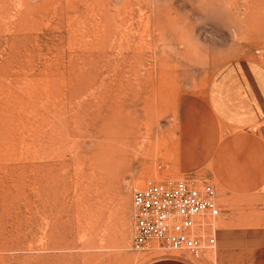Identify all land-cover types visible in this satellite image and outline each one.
<instances>
[{
    "label": "rangeland",
    "instance_id": "obj_1",
    "mask_svg": "<svg viewBox=\"0 0 264 264\" xmlns=\"http://www.w3.org/2000/svg\"><path fill=\"white\" fill-rule=\"evenodd\" d=\"M237 57L264 61V0H0V264H150L119 217L151 177L219 192L209 156L165 159L182 129L229 132L207 92ZM219 206L207 235L242 218Z\"/></svg>",
    "mask_w": 264,
    "mask_h": 264
},
{
    "label": "crops",
    "instance_id": "obj_2",
    "mask_svg": "<svg viewBox=\"0 0 264 264\" xmlns=\"http://www.w3.org/2000/svg\"><path fill=\"white\" fill-rule=\"evenodd\" d=\"M207 103L221 130L229 132L220 134L218 142L207 137L202 151L201 133L182 129L168 147L165 165L171 175H187L202 168L209 156L207 166L220 186L217 203L233 212L244 210L237 213L242 218L219 222L214 252L199 259L161 252L150 264H264V61L237 57L221 64L209 81ZM260 206L263 210L257 211ZM132 220L130 202L119 221L130 227Z\"/></svg>",
    "mask_w": 264,
    "mask_h": 264
},
{
    "label": "built area",
    "instance_id": "obj_3",
    "mask_svg": "<svg viewBox=\"0 0 264 264\" xmlns=\"http://www.w3.org/2000/svg\"><path fill=\"white\" fill-rule=\"evenodd\" d=\"M264 192V186L262 187ZM132 250L188 253L193 259L216 246L205 233L208 217L220 214L213 184L196 176L148 178L133 189Z\"/></svg>",
    "mask_w": 264,
    "mask_h": 264
}]
</instances>
